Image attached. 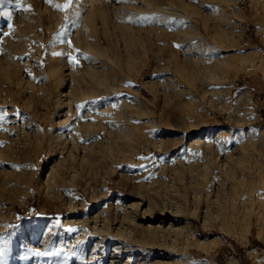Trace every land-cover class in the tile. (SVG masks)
<instances>
[{
	"label": "rangeland",
	"instance_id": "1",
	"mask_svg": "<svg viewBox=\"0 0 264 264\" xmlns=\"http://www.w3.org/2000/svg\"><path fill=\"white\" fill-rule=\"evenodd\" d=\"M65 3L0 0V264H264V0Z\"/></svg>",
	"mask_w": 264,
	"mask_h": 264
},
{
	"label": "bare ground",
	"instance_id": "2",
	"mask_svg": "<svg viewBox=\"0 0 264 264\" xmlns=\"http://www.w3.org/2000/svg\"><path fill=\"white\" fill-rule=\"evenodd\" d=\"M90 7H91V6H90ZM90 12H92V9H91ZM101 13H103V12H102V11H100V12L98 11V14L102 15ZM103 14H104V13H103ZM86 15H87V14H86ZM103 17H104V15H103ZM85 18L87 19V21L90 20L89 17H88L89 19H88L86 16H85ZM91 20H92V19H91ZM91 20H90V21H91ZM103 23H104V22H103ZM94 25H95V24H94ZM94 25H93V27H92V26L89 27L90 29H91V27L94 29L93 32L95 31V28H94L95 26H94ZM103 26H104V24H103ZM90 33H91V31H90ZM90 33L87 35V32H86V36H87V38H89V37L91 36ZM91 34H92V33H91ZM82 35H83V34H82ZM93 35H94V34H93ZM86 36H85V37H86ZM93 37H94V36H93ZM87 38H86V39H87ZM86 39H84V40H86ZM88 40H89V39H87L86 41H88ZM93 40H95V39L93 38ZM93 40H92V41H93ZM86 41H85V42H86ZM92 41H91V42H92ZM93 42H94V41H93ZM93 42H92V43H93ZM87 43H88V42H87ZM84 44H85V43H84ZM90 45H91V44H90ZM85 46H86V47H89V44H88V45H85ZM86 47H85V48H86ZM74 94H76V93H74ZM72 95H73V94H72ZM77 95H78V94H77ZM77 95H75V96L78 97ZM81 95H82V94L80 93L79 97H80ZM62 96H63V95H62ZM70 97H71V96H70ZM66 103H68V102H66ZM69 104H70V102H69ZM69 110H70V109H69ZM74 111H75V110H74ZM81 116H82V115H81ZM91 124H92V123H91ZM88 127H89V126H88ZM88 127H87V128H88ZM90 127H91V126H90ZM73 128H75V127H73ZM75 129H76V128H75ZM72 130H73V129H72ZM88 131H89V130H88ZM82 132H83V131H82ZM85 132H87V131H85ZM80 134H81V127H80ZM69 135H70V134H69ZM83 136H84V135H83ZM73 138H74V136H73ZM66 139H67V137H66ZM67 142L69 143L68 147H61V146H60L61 148H60V147H59V148H60L61 150H59V148H58V151H62V152H61L62 154H64L63 152L66 151V152L68 153V156H67V155H66V156L72 158V157H73V156H72V151H74L75 146L72 145V144H71L72 142L70 143L69 140H68ZM58 144H59V143L57 142V145H58ZM59 145H60V144H59ZM59 145H58V146H59ZM49 146H50V145H49ZM49 146H48V148H49V149H48V155H49L50 157H54V158H56V154H57V153H56L57 150L55 149V146H56V145H55V146L53 145L54 148H51L52 146H50V147H49ZM61 153H60V154H61ZM67 153H66V154H67ZM73 153H74V152H73ZM66 156H65V157H66ZM80 156H81V155H80ZM82 157H83V156H81V158H82ZM54 158H53V159H54ZM63 159L66 160V159L64 158V156H63ZM63 159H62V160H63ZM82 159H83V158H82ZM52 162H53V161H52ZM54 162L59 163L60 160H58V159L56 158V159H54ZM61 162H64V161H61ZM59 164H60V163H59ZM63 164H64V163H63ZM59 166H60V165H59ZM49 168H50V166H49ZM56 170H57V168H56L55 166H53V167L50 168V171H49V174H48V181H50L51 178L53 179V181H55L53 177H54L55 174H56V173H55ZM50 182H51V181H50ZM47 183H48V182H47ZM49 184H50V183H49ZM51 184H53V182H51ZM47 188H48V187H47ZM58 249H59V248H58ZM114 250H115V249H114ZM116 250H117V249H116ZM118 250H119V248H118ZM119 251H120V250H119ZM119 251H118V252H119ZM113 252H115V251H113ZM116 252H117V251H116ZM118 252H117V253H118ZM121 252H122V251H121ZM121 252H119V253H121ZM111 254H112V253H111ZM115 254H116V253H115ZM114 256H115V255H114ZM114 256H113V257H114ZM117 256H118V255H117ZM117 256H116V257H117ZM120 256H121V255H120ZM111 257H112V256H111ZM110 259H111V258H110ZM117 259H118V258H117ZM132 261H133V260H132V257L128 256V257H127V262H125V263H127V264L129 263V264H130V262H132ZM109 264H110V263H109ZM116 264H117V263H116Z\"/></svg>",
	"mask_w": 264,
	"mask_h": 264
},
{
	"label": "snow or ice",
	"instance_id": "3",
	"mask_svg": "<svg viewBox=\"0 0 264 264\" xmlns=\"http://www.w3.org/2000/svg\"><path fill=\"white\" fill-rule=\"evenodd\" d=\"M48 3H52V0H47ZM73 3V0H66V3L63 5L60 4H55L53 5L55 8L64 11L67 8H69L71 6V4ZM17 7H20V0H17ZM24 11H28L27 8L24 9ZM10 16V14H9ZM9 28H11V25H8ZM9 33L5 32L4 35H8ZM69 46L71 45V41H68ZM53 55H61V53H53ZM71 62H75V57H69ZM113 107H115V105H113ZM5 113H0V121H3L5 119Z\"/></svg>",
	"mask_w": 264,
	"mask_h": 264
}]
</instances>
